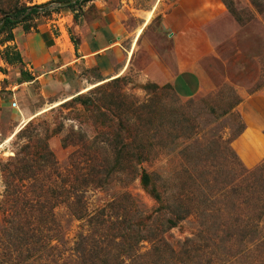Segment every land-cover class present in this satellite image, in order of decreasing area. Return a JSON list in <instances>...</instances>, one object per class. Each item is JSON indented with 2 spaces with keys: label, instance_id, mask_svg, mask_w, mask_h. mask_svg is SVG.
I'll return each instance as SVG.
<instances>
[{
  "label": "rangeland",
  "instance_id": "rangeland-1",
  "mask_svg": "<svg viewBox=\"0 0 264 264\" xmlns=\"http://www.w3.org/2000/svg\"><path fill=\"white\" fill-rule=\"evenodd\" d=\"M163 2L159 7L158 0H0V23L17 4L42 6L14 34L55 20L72 35V23H104L118 3L125 6L121 20L128 33L142 27L137 11L153 18L143 29L142 48L130 55L131 50H122L105 77L89 73L85 87H95L82 96L98 102L101 110L71 99L53 107L43 99L23 98L17 107H0V264H72L76 259L72 249L88 228L66 203L54 211L59 239L48 244L53 239V154L91 215L104 208L129 220L151 214L157 206L142 187L143 170L159 177L167 212L190 213L160 244L144 240L134 245L144 255L135 264H264V172L259 171L264 159L248 167L239 153L241 142L236 147L247 123L243 110H251L248 97L264 95V0H215L223 10L218 22L196 28L179 44L163 29L164 14L171 10L169 0ZM6 36L0 35V58L13 59L19 50L3 42ZM8 69L0 64L4 98L11 92L4 89L9 81L1 73L9 74ZM254 104L264 110L263 101ZM24 110L34 114L27 124ZM110 121L115 130L104 126ZM114 133L128 144L126 150L109 147ZM82 135L91 144L80 145ZM26 146L28 152L47 150L52 163L36 161L49 166L45 173L37 177L34 171L32 180L18 184L9 170ZM96 167L104 174L102 187L94 176L89 180ZM19 190L25 199L13 206V198H21ZM167 212L166 219L156 217L151 224L155 235L174 218Z\"/></svg>",
  "mask_w": 264,
  "mask_h": 264
},
{
  "label": "crops",
  "instance_id": "crops-1",
  "mask_svg": "<svg viewBox=\"0 0 264 264\" xmlns=\"http://www.w3.org/2000/svg\"><path fill=\"white\" fill-rule=\"evenodd\" d=\"M158 1L159 7L165 5V0ZM168 3L171 10L164 14L162 25L177 44L185 37L194 35L196 28L218 22L223 13L222 8L215 5V0H169ZM110 11V15H107L109 20L94 24L93 27L72 23L69 27L73 28L72 35L75 38L63 24L55 20L32 28L33 31H15V41L11 43L21 53L23 62L11 65L0 58V64L7 66L10 71L9 74L1 73L9 81L4 89L11 92L6 97L8 99L2 97L0 83V107L7 108V103L17 107L23 98L26 101L43 99L53 105L62 103L87 88L85 86L89 82L91 71H97L105 77L113 71L116 58L120 57L122 50H131L128 51L130 55L133 50L142 48L143 34L139 36V31L147 27L153 18L146 17V10L137 11L143 23L134 34L128 33L121 20L125 14V6L121 7L118 3L115 7H110ZM110 17H113L112 21ZM228 33V30L222 31L226 40L229 39ZM256 100L264 103V95L254 94L248 97L247 105L251 110H243L247 123L236 143L237 148L240 145V156L248 167H253L264 159V110L254 104ZM24 113L27 119L34 116L27 110Z\"/></svg>",
  "mask_w": 264,
  "mask_h": 264
},
{
  "label": "trees",
  "instance_id": "trees-1",
  "mask_svg": "<svg viewBox=\"0 0 264 264\" xmlns=\"http://www.w3.org/2000/svg\"><path fill=\"white\" fill-rule=\"evenodd\" d=\"M68 1V0H63ZM89 1V0H88ZM71 10L75 11L74 5L68 6ZM42 6H28V4L24 3L22 5H15L13 8L11 7L7 12L4 13V17L2 18V22L0 23V35L7 33L6 38L3 42L7 45L15 41L14 30L20 23H26L27 21L33 20V17L40 13ZM24 30L29 32L32 30L31 27H24ZM3 60L8 64H17L22 63L23 59L20 52H16L14 54V58L10 59L9 57H4ZM120 78L112 80L113 82H118ZM83 94H79L70 101L79 102L80 105L89 109L90 107L93 110L99 108L98 102L89 101L86 97L82 96ZM30 124H28L29 126ZM27 126V127H28ZM104 126L108 127L111 130H115V125L113 121L108 122ZM80 133H77L75 137L79 136ZM98 135V134H97ZM240 136V135H239ZM97 137V136H96ZM119 133L113 135V139L109 140V147H114L115 149H121L120 152L127 149V143L125 140H120ZM91 144V141H88L85 136L80 137V145ZM29 146L23 148L21 154H19L13 161L12 167L9 170L10 177L14 182L18 184L25 183L27 180H32L34 177L33 172L35 171V176L38 177L39 173H45V169L49 167L48 165H39L36 161L42 160L44 163L51 162V153H48L47 150H42L36 152V149L33 151H29ZM44 151V152H43ZM23 154V157H21ZM141 150L138 151L137 156L142 157ZM148 159V158H147ZM36 164L35 166L33 164ZM57 162L55 160L53 154V239L50 238L48 240V244L51 245L52 241L59 239V223L55 217V209L66 203L69 205L72 210L74 216L79 221H85L83 227L88 228V232H82L79 234L76 245L72 249L74 253V257L76 259L71 260L72 264H107V259H112L113 264H120L121 259H125L122 264H126V261H130L131 264H135L137 260H140L144 257L138 252V246L144 240L161 243L160 240H164L165 234L171 229L175 228L180 221H184L190 215L189 212H167L168 210V202L166 198H164V194L161 191L159 177L155 173L147 172L143 170L141 183L144 190L149 193L150 197L156 204V208L154 211L146 216H140L138 220L128 219L127 216L113 215V213L106 212L107 209L104 208L103 212H97L91 215L87 207L84 204V199L79 196L78 190L76 186L69 184L65 181V176L63 172L59 171L56 167ZM93 169L90 170L88 176L89 180L94 176V179L99 180L100 187L103 186L104 180H101V177L104 175L102 169ZM259 171L264 172V163L260 165ZM103 174V175H102ZM111 173L106 174L105 178L110 176ZM264 177V175L262 174ZM97 180L93 182H89L86 184L85 188H89L90 184L96 183ZM21 190L18 193L21 195V198H13V206H15L17 200H24L25 196ZM250 199V198H249ZM254 199V198H253ZM26 204H32L30 200L24 201ZM14 208V207H13ZM102 210V209H101ZM12 212V210L9 209ZM168 214H173L174 218H169L167 220L166 228L162 231V234H154V229L151 224L154 223L156 217L164 218ZM111 223L114 227H111ZM127 227V233L124 229ZM113 231V232H112ZM118 231V232H115ZM125 231V232H124ZM127 233V234H126ZM41 235H44L43 232H40ZM130 235V236H129ZM49 237V236H48ZM58 245H53L51 249L57 251L59 249Z\"/></svg>",
  "mask_w": 264,
  "mask_h": 264
},
{
  "label": "bare ground",
  "instance_id": "bare-ground-1",
  "mask_svg": "<svg viewBox=\"0 0 264 264\" xmlns=\"http://www.w3.org/2000/svg\"><path fill=\"white\" fill-rule=\"evenodd\" d=\"M142 30H143V29H142ZM142 30L139 31V36L142 34ZM131 53H132V52H131ZM93 87H95V86H91V87H89V88L83 90V91L81 92V94L84 93V92H87L88 90L92 89ZM70 99H72V98L66 99L64 102L69 101ZM64 102H63V103H64ZM59 104H60V103H59ZM59 104L53 105V107H56V106H58ZM47 110H49V108H48V109H45L44 111H47ZM44 111H42V112H44ZM42 112H40V113H42ZM40 113H39V114H40ZM37 115H38V114H37ZM32 118H34V116L31 117L30 119H28L25 123L27 124V122H29Z\"/></svg>",
  "mask_w": 264,
  "mask_h": 264
},
{
  "label": "water",
  "instance_id": "water-1",
  "mask_svg": "<svg viewBox=\"0 0 264 264\" xmlns=\"http://www.w3.org/2000/svg\"><path fill=\"white\" fill-rule=\"evenodd\" d=\"M1 27H2V26H1ZM1 27H0V28H1Z\"/></svg>",
  "mask_w": 264,
  "mask_h": 264
}]
</instances>
